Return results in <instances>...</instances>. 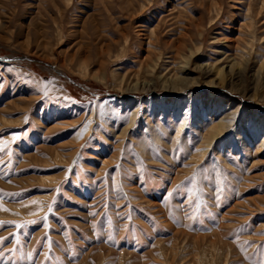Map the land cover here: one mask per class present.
<instances>
[{
  "label": "rangeland",
  "instance_id": "obj_1",
  "mask_svg": "<svg viewBox=\"0 0 264 264\" xmlns=\"http://www.w3.org/2000/svg\"><path fill=\"white\" fill-rule=\"evenodd\" d=\"M5 260L264 264V0H0Z\"/></svg>",
  "mask_w": 264,
  "mask_h": 264
},
{
  "label": "bare ground",
  "instance_id": "obj_2",
  "mask_svg": "<svg viewBox=\"0 0 264 264\" xmlns=\"http://www.w3.org/2000/svg\"><path fill=\"white\" fill-rule=\"evenodd\" d=\"M248 25H250V24H248ZM28 48H26V50H27ZM27 51H29V50H27ZM221 72H218V75L220 74ZM83 76H85L84 74H82ZM223 80V79H222ZM222 122V121H221ZM223 123V122H222ZM220 125H224V124H217V125H215L214 127H212V128H210L209 130H208V132H207V134H206V136H205V139L206 138H215L216 136H217V131L218 130H222L223 128L221 127L220 128ZM224 126H226V125H224ZM225 129V128H224Z\"/></svg>",
  "mask_w": 264,
  "mask_h": 264
},
{
  "label": "snow or ice",
  "instance_id": "obj_3",
  "mask_svg": "<svg viewBox=\"0 0 264 264\" xmlns=\"http://www.w3.org/2000/svg\"><path fill=\"white\" fill-rule=\"evenodd\" d=\"M4 264H7V261L5 260Z\"/></svg>",
  "mask_w": 264,
  "mask_h": 264
}]
</instances>
